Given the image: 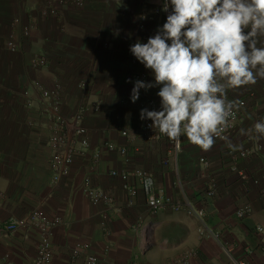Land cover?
Masks as SVG:
<instances>
[{
	"label": "rangeland",
	"instance_id": "obj_1",
	"mask_svg": "<svg viewBox=\"0 0 264 264\" xmlns=\"http://www.w3.org/2000/svg\"><path fill=\"white\" fill-rule=\"evenodd\" d=\"M78 1L80 2L0 0V123L6 121L7 124L5 128L2 125L0 127V195L2 196L0 218L5 216L4 219H0V224L8 221L20 224L14 234L0 235V258L4 259L2 264H6L8 258L13 259V240H15L13 235H17L19 230H23L24 234V247L29 258L27 264H34L39 234L26 224V219L33 210H41L49 220L54 218L61 220L75 214L74 210L84 214L85 210L95 209L94 214L98 212L100 215L103 210L102 212L110 219L113 214L116 215V212L120 211L121 204L120 198L113 190L120 187L124 191L120 181L110 176L111 170L132 172L135 168H140L150 174L154 180L152 173L144 169L145 151L143 150L145 147L158 145L160 141L150 143L141 136L140 104L145 100H153L158 110L160 98L149 89L140 93L135 103L131 101L133 77L143 74L144 81H152L154 78L150 70L145 69L140 62L130 61L129 49L138 39L146 43L150 36L156 34L157 28L166 22L167 13L161 11L162 0ZM141 17L145 18L141 19ZM62 67L65 68V79L59 77L57 73ZM46 71L52 76L49 86L44 83L43 75ZM70 76L75 77L69 78ZM73 88L76 94H72ZM43 90L59 91L58 124H61L68 138L66 148L72 150L67 167L68 175L59 177L53 182L57 170L52 164L50 154L48 166L44 167L43 174L37 176L40 183L33 181L35 185L39 184L43 187L42 194L36 193L33 196L34 201L31 200L33 204L24 210L25 215L22 218L13 219V211L10 209L13 205V92L18 99L17 107H22V110L28 114L27 108L31 106L32 96L36 93V97L39 96L41 99ZM247 93L254 99L248 102L247 106L256 105L259 96L251 91ZM111 96L115 107L127 110L129 116L127 123L123 125L121 122L107 123L106 102ZM66 102L71 103L65 106L63 113L62 107ZM92 104H98L97 112L89 110ZM77 116L80 118L77 119ZM47 117L45 116L46 121ZM79 129L83 130L80 137L76 134ZM121 131L127 132L129 139H123L120 136ZM154 131L162 135L158 130L154 129ZM47 133L48 146L50 134L48 129ZM183 138L185 136L180 138L179 151L182 149ZM82 140L86 142V148L81 145ZM164 142V156L159 157L158 163L161 164L163 158L170 161L168 171L175 188L177 178L176 173L173 172V158L174 160L177 158L179 151L175 157L171 144L165 139ZM259 143L262 152L264 146ZM106 144H112L115 148L125 146L128 156L122 158L116 151H108ZM94 154H97V157L92 164L91 156ZM154 182L164 190L162 183L155 180ZM87 183L111 198L113 201L111 210L105 211L103 206L92 204L86 198L84 189ZM28 186L36 188L32 187V183ZM124 196L123 204L127 208H134L136 205L131 204L128 195L124 194ZM136 197L134 202L138 200ZM143 197L141 195L142 201L145 199ZM57 200H63L70 214L58 215L52 212L57 209L55 206ZM143 205L145 212L153 215L148 212L145 204ZM137 221L135 225L138 228L139 217ZM62 224L61 220V224L53 227L48 234L52 251L49 264H58L54 261L56 259L54 234L58 229H62ZM101 228H104L102 224ZM144 232L147 235L152 229L146 228ZM68 241H65L66 258L60 264H71L70 252L79 244H88L92 252L87 239L78 238Z\"/></svg>",
	"mask_w": 264,
	"mask_h": 264
},
{
	"label": "crops",
	"instance_id": "obj_2",
	"mask_svg": "<svg viewBox=\"0 0 264 264\" xmlns=\"http://www.w3.org/2000/svg\"><path fill=\"white\" fill-rule=\"evenodd\" d=\"M64 70L65 68L62 67L57 71L62 79L66 78ZM43 76L44 83L49 86L52 79L50 72L46 71ZM71 90L72 94L77 93L74 88ZM158 91L159 87L152 88V93L156 96ZM247 91L255 93L260 98H257L256 105L246 106L241 111L236 130L228 137L233 144L242 145V148L249 145L247 138L250 135H241V128H251L256 121L264 120V80H259L255 85L233 90L235 96L241 97ZM35 94L32 96V101L30 99L31 106L27 108V114L22 107L21 109L17 107L18 99L13 92V205L10 208L13 211V219L22 218L25 215L24 210L33 204L31 201L33 196L36 193L42 194L43 187L37 183L39 182L37 176L43 174L50 156L47 146L45 108L42 99ZM69 103L63 104V113ZM106 105L108 124L121 122L123 125L129 121L127 110L115 107L112 96ZM5 123L6 121L1 122L0 127L2 125L5 128L7 126ZM259 140L264 146V137H259ZM164 143L162 139L154 147L143 148L144 169L152 173L155 181L162 183L166 194L175 199L185 197L193 205L199 203L205 178L212 176L216 182V195L200 203V206L205 214L204 227L210 229L214 236L205 234L199 237L198 231L203 225L183 209L179 212L147 214L143 207L145 202L141 200L143 194L140 191L138 198L136 197L138 200L131 202L136 206L127 208L123 204L126 193L119 187L113 191L120 198V211L116 212V215L113 214L110 219L102 212L103 210L100 215L98 212L94 214L95 209L85 210L84 214L74 210L75 214L61 219L62 229H58L54 234L56 254L54 261L58 264L64 262L65 241L84 238L89 241L98 264H129L135 259L139 264H169L189 250L197 254L189 264H228L232 261L239 262L242 258L245 259L246 264H264V239L262 244H259L254 230L257 225L264 228V194L260 195L259 192L260 188L264 192V181L260 180L264 174V150L259 155L240 162L239 173L235 174L229 170L223 157L224 149L228 147L227 141L215 142L210 150L204 151L189 143L185 136L182 139V149L177 158L175 160L173 158V172L176 173L177 178V187L174 188L173 179L171 180L168 171L170 161L167 166L162 165V161L161 164L158 163L159 157L164 156ZM201 158L207 161L206 169L199 163ZM200 170L202 172L205 170L203 176L202 173L197 175V171ZM239 174H242L244 180L239 178ZM254 179L258 180V185L253 184ZM33 181H37L38 185ZM29 183L36 188H29ZM244 202L250 205L251 216L245 222H241L235 217V210ZM55 206L57 209L53 210V213L70 214L63 200L55 201ZM138 217L139 230L135 225ZM101 224L104 226L103 229ZM146 228L152 229V232L146 235L144 232ZM17 233L13 235L15 238L13 259L8 256L11 259L8 258L6 264L28 263L23 230Z\"/></svg>",
	"mask_w": 264,
	"mask_h": 264
},
{
	"label": "clouds",
	"instance_id": "obj_3",
	"mask_svg": "<svg viewBox=\"0 0 264 264\" xmlns=\"http://www.w3.org/2000/svg\"><path fill=\"white\" fill-rule=\"evenodd\" d=\"M161 11L156 34L130 46L154 78L136 80L130 99L159 87V110L143 108L140 119L177 145L186 136L208 151L242 107L228 91L264 80V0H162ZM240 132L264 137V120ZM223 138L231 151L243 147Z\"/></svg>",
	"mask_w": 264,
	"mask_h": 264
},
{
	"label": "built area",
	"instance_id": "obj_4",
	"mask_svg": "<svg viewBox=\"0 0 264 264\" xmlns=\"http://www.w3.org/2000/svg\"><path fill=\"white\" fill-rule=\"evenodd\" d=\"M77 2H80L77 0ZM10 47H13L12 44H9ZM130 61L135 62L136 58L131 54ZM42 64V62H40ZM39 63V64H40ZM145 76L143 74L133 77L131 81L134 86V82L136 80H144ZM144 89L140 90L142 93ZM233 90H229L227 95L228 98L238 100L242 107L233 113V117L229 121V127L221 134V136L216 137L215 142H223L226 141L223 137H230L237 128V123L240 118L241 111L247 106L248 102L254 100L250 94L246 93L243 98L235 97L233 95ZM41 99L43 101V105L45 108L47 121V129L50 132L48 138V148L51 154L52 164L56 167L57 172L53 177V182H56L59 177H65L68 175V163L71 158L72 150L70 148H66V143L68 138L65 134V130L58 124V115L57 109L60 104V96L59 91H46L43 90L41 94ZM147 108L149 110H156L155 102L153 100H145L140 104V109ZM99 109L98 104H92L89 110L93 112H97ZM80 116H77L79 119ZM151 124L150 120H141L140 134L141 136L150 143H156L161 141L162 139L167 140L171 146L174 156L176 157V153L179 151V145H177L176 141L170 140L165 135H160L154 129H151L148 125ZM60 126V127H59ZM83 133L82 129L77 130L76 134L80 135ZM120 136L123 139H129V135L125 131L120 132ZM248 146L245 148H241L237 151H231L228 147L224 149L223 157L225 163L228 165L229 170L232 173L238 174V164L248 158L256 156L261 153V145L259 138H257L256 134H252L247 138ZM81 145L86 148L87 144L82 140ZM106 149L108 151H116L117 155L122 158H126L128 156V150L125 146L121 148H115L112 144H106ZM97 154L91 156L92 164L96 161ZM199 163L203 168H207V161L204 158L199 159ZM169 162L167 159H162V165H168ZM58 166V169H57ZM54 167V168H55ZM202 170V169H201ZM197 171V175L203 176L202 171ZM110 176L122 184V189L130 198L132 202L134 198L138 195V191L140 190L144 196V202L146 209L150 214H155L157 212H179L180 210H185L187 214L197 221L200 222V225H203L201 229L198 231V236H204L208 234L210 236H214L210 229L205 228L203 224V219L205 217L204 210L200 203H204L203 201L207 199H212L216 195V182L212 176H208L205 178V182L203 184V189L201 195H199V203L191 204L185 197H180L179 199L172 198L168 196L164 190L155 184L150 174H147L140 168H135L132 172L125 171H115L111 170L109 172ZM239 178L244 180L242 174H239ZM260 180L264 181V174L261 176ZM133 182V183H131ZM253 184L258 185V180L254 179ZM260 195H263V189H259ZM84 194L86 198L92 204H100L105 208V211H109L112 209L113 201L109 196L101 192L100 190L93 188L92 186L85 185ZM2 196L0 195V200ZM251 216V207L248 203L244 202L242 205L238 206L235 210V217L241 221L245 222ZM27 226L38 232L39 234V242L36 247V254L34 258V264H49L52 259V251H51V243L49 239V232L53 227H56L61 224V220L59 218H54L49 220L45 217L44 213L41 210H33L29 213L26 219ZM19 225L15 221H8L5 224H0V235H10L14 234ZM257 236L259 244H262L264 236V228L260 225H257L254 228ZM263 246V245H261ZM196 257V252L193 250L185 251L176 259L172 260L169 264H189L190 260ZM4 259L0 258V264ZM70 262L71 264H75L79 262L80 264H97V258L91 252L88 244H79L71 250L70 252ZM130 264H138L135 259ZM228 264H246L245 259L242 258L239 262H229Z\"/></svg>",
	"mask_w": 264,
	"mask_h": 264
}]
</instances>
